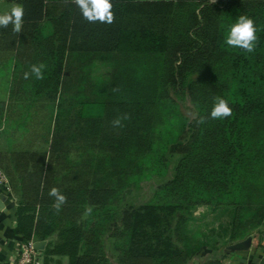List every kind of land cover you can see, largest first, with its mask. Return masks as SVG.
I'll list each match as a JSON object with an SVG mask.
<instances>
[{
    "label": "trees",
    "instance_id": "16d2710c",
    "mask_svg": "<svg viewBox=\"0 0 264 264\" xmlns=\"http://www.w3.org/2000/svg\"><path fill=\"white\" fill-rule=\"evenodd\" d=\"M17 2L21 32L0 28V52L14 53L9 101L24 88L23 124L40 109L44 132L38 149L0 150V167L17 197L16 232L48 240L45 264H196L211 238L221 249L264 228V0H112L111 25L87 22L72 0ZM240 15L255 21L253 53L225 43ZM97 62L110 64L100 78ZM40 63L44 78L24 79ZM174 95L196 112L160 139ZM218 96L232 115L198 125ZM10 102L0 100V140ZM150 167L166 177L154 200L128 203ZM53 187L67 197L59 213ZM201 206L221 220L203 238L190 228Z\"/></svg>",
    "mask_w": 264,
    "mask_h": 264
},
{
    "label": "rangeland",
    "instance_id": "374dc122",
    "mask_svg": "<svg viewBox=\"0 0 264 264\" xmlns=\"http://www.w3.org/2000/svg\"><path fill=\"white\" fill-rule=\"evenodd\" d=\"M14 65V53L11 52H0V99H6L9 96L10 88H11V66L13 68ZM110 70V64L106 62H97V64L93 67V76L95 78H100L107 71ZM26 90L24 88L18 87L16 89V99L20 98V100H13L10 102L8 111L6 113L5 119L3 120V131L2 137L0 140V150L4 152H9L12 149H38L41 147V135L44 132L42 121L44 119V113L38 110H34V114L31 115V118L23 124V116L25 111V99L29 95L25 93ZM25 98V99H24ZM24 99V100H22ZM164 123L161 125L162 130L159 132V137L161 139L162 135L170 131L169 122L172 124H177V122L181 121V117H189L192 118L194 116L195 108L193 109L192 102L185 95H174V102H172L168 107H166ZM168 121V122H167ZM20 124H23L20 126ZM158 138V135H157ZM156 146L159 147V141L156 143ZM11 148V149H10ZM180 155H174V158L179 159ZM174 166V165H173ZM166 177H161L150 169H147L145 175L139 179L134 187H132L127 193V202L134 205H141L151 200H154L155 195V187L162 182ZM208 211H205V208H199L196 211L195 216H203L207 214ZM227 212V211H225ZM207 215H205L206 217ZM229 217L228 213H224V219L226 220ZM216 220V219H215ZM198 223H191L190 228L192 231L203 237V232L207 230L206 226H200ZM216 224V223H214ZM240 241V240H237ZM232 239H226V244H232L234 242ZM222 242V240H221ZM224 250L226 248L222 247ZM222 248H218V251ZM201 251H199L200 253ZM57 258V257H56ZM63 262H68V258L61 257ZM198 258V256H196ZM57 260V259H56ZM62 262V263H63ZM200 262V261H199ZM42 264H45V259L43 258Z\"/></svg>",
    "mask_w": 264,
    "mask_h": 264
},
{
    "label": "clouds",
    "instance_id": "9594fccd",
    "mask_svg": "<svg viewBox=\"0 0 264 264\" xmlns=\"http://www.w3.org/2000/svg\"><path fill=\"white\" fill-rule=\"evenodd\" d=\"M78 7L82 17L89 23L113 24L115 22V15L113 11L112 0H72ZM215 3V0H212ZM24 17V9L20 6H13L10 12L0 15V28H7L12 26L14 33H20ZM259 37L257 35V28L255 21L246 16L240 15L237 21L231 26L230 31L226 35L225 43L229 47L239 48L247 53H253L258 43ZM46 65L40 63L39 65H32L30 72L24 73V79H28L30 75H34L36 79L42 80L44 78V69ZM233 109L229 102L223 97H216L214 105L208 116H200L197 119V124H204L207 120L226 119L232 115ZM129 119L128 115L117 117L112 121L114 128L122 127V120ZM48 195L54 198L53 208L57 213L62 206L66 204L67 197L60 192L59 189L53 187L48 192ZM91 208L87 209L90 213Z\"/></svg>",
    "mask_w": 264,
    "mask_h": 264
},
{
    "label": "crops",
    "instance_id": "0c3cea01",
    "mask_svg": "<svg viewBox=\"0 0 264 264\" xmlns=\"http://www.w3.org/2000/svg\"><path fill=\"white\" fill-rule=\"evenodd\" d=\"M13 6H20L17 0H0V14H4L10 11ZM12 78H13V68L11 66V74H10L11 83H12ZM9 98H10V93L6 99H0V100H5L7 101V103H9L10 102ZM0 169L2 168L0 167ZM9 183L11 185L10 180ZM12 192H13V188H12ZM2 195H6V194L0 192V199ZM3 206L4 207L0 209V264H11L13 257L16 255V253L19 250L18 247L19 244L23 241L22 235L16 232V227L18 226V221L16 217L17 197L15 196L14 192L12 194L10 193V195L7 196L6 200H4ZM199 208H205V211H208L207 214H205L207 216L206 217L205 215H203L202 217L196 216L197 219L192 223H198L200 221L201 223L199 224L200 226L204 225L207 227V230L204 231L203 233H210L211 232L210 229L214 227H218L219 224L221 223V220H217L216 214L213 212H209L207 206H201ZM252 236H253V243L250 250L227 253L223 258V264H264V228L259 233L252 234ZM31 239H34L35 243L36 241L40 240L34 234L32 235ZM221 240L222 239H220L219 237H216L215 239L211 238L210 241L212 245H217V246L206 245V247H204L201 250V252L198 253V258L195 260V263L197 264L199 261L204 260L207 256L211 254L212 250H217L222 245V243H224L223 240L222 242ZM46 241H47L46 243L47 246L48 240ZM255 259H257V261Z\"/></svg>",
    "mask_w": 264,
    "mask_h": 264
},
{
    "label": "built area",
    "instance_id": "2783aa9c",
    "mask_svg": "<svg viewBox=\"0 0 264 264\" xmlns=\"http://www.w3.org/2000/svg\"><path fill=\"white\" fill-rule=\"evenodd\" d=\"M0 192L6 196L13 193L9 179L2 169H0ZM18 247L19 250L13 257L11 264H42V252L35 247L34 239L22 241Z\"/></svg>",
    "mask_w": 264,
    "mask_h": 264
},
{
    "label": "water",
    "instance_id": "95a60500",
    "mask_svg": "<svg viewBox=\"0 0 264 264\" xmlns=\"http://www.w3.org/2000/svg\"><path fill=\"white\" fill-rule=\"evenodd\" d=\"M7 196L6 195H2L1 199H0V209H2L4 206V200H6ZM47 241L46 240H38L35 243V247L39 250H44L45 246H46ZM252 243H253V236L250 235L247 238H245L244 240H240L237 242H234L232 244H229L226 249L227 251L230 252H235V251H248L250 250V248L252 247ZM257 261V259H255Z\"/></svg>",
    "mask_w": 264,
    "mask_h": 264
}]
</instances>
